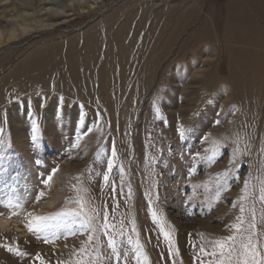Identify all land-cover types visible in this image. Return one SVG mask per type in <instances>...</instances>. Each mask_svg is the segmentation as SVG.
<instances>
[{
  "label": "rangeland",
  "instance_id": "374dc122",
  "mask_svg": "<svg viewBox=\"0 0 264 264\" xmlns=\"http://www.w3.org/2000/svg\"><path fill=\"white\" fill-rule=\"evenodd\" d=\"M84 2L0 0V264H264V0Z\"/></svg>",
  "mask_w": 264,
  "mask_h": 264
},
{
  "label": "bare ground",
  "instance_id": "6f19581e",
  "mask_svg": "<svg viewBox=\"0 0 264 264\" xmlns=\"http://www.w3.org/2000/svg\"><path fill=\"white\" fill-rule=\"evenodd\" d=\"M74 1H78L79 2V4L80 3H83L84 2V0H74ZM83 6H86V7H89L90 5H89V2L88 1H86V2H84V4H83ZM82 6V7H83ZM85 9V8H84ZM49 18V19H48ZM48 18L46 19V20H48L49 22H48V24H50V25H52L53 24V20H54V17H52V16H50L49 17V15H48ZM25 20V19H24ZM40 20H42V19H40ZM43 22H42V24L41 25H44V20H42ZM51 21V22H50ZM17 24H18V22H15L13 25H15L14 27H16L17 26ZM27 24V23H26ZM47 24V23H46ZM24 29H23V31L24 32H26V31H28V27H23ZM16 29L17 28H15L14 29V31L16 32ZM10 37L11 38H13V37H15V35L12 33V34H10ZM60 195H58V194H56V195H54V197H53V199H51L50 201H48L47 202V206H49V207H47L46 206V208H44V210L45 211H43L44 213H46L48 210H49V208L50 207H53V206H55V204H56V202L60 199ZM37 217H40V218H43V215H38ZM36 217V218H37ZM27 218L28 217H26V215L23 213V215L20 217V216H16L15 217V219L14 218H11V217H8V216H4V215H0V232L1 233H3V232H11L12 230H13V226H15L14 228V230H16V231H22L21 230V225L20 224H24L25 223V220H27ZM45 218V217H44ZM37 220V219H36ZM42 219H39V220H37V221H41ZM70 226V223L68 222V223H66L65 224V228H68ZM42 228V227H41ZM57 228H59V224H57V222L55 221L54 222V224H53V231H55ZM43 229V228H42ZM48 229V228H47ZM64 229V228H63ZM67 230V229H66ZM44 231V230H43ZM51 231V230H50ZM49 231V232H50ZM64 231V230H63ZM24 237H25V235H23ZM23 236H21V237H23Z\"/></svg>",
  "mask_w": 264,
  "mask_h": 264
},
{
  "label": "snow or ice",
  "instance_id": "6c2138e0",
  "mask_svg": "<svg viewBox=\"0 0 264 264\" xmlns=\"http://www.w3.org/2000/svg\"><path fill=\"white\" fill-rule=\"evenodd\" d=\"M180 134H181V135H184L183 132H181ZM114 154H115V153L113 152V155H114ZM36 219L39 220V219H41V218H40V217H37ZM106 227H107V225H106ZM30 230H31V228H30ZM110 244H111V241H110Z\"/></svg>",
  "mask_w": 264,
  "mask_h": 264
}]
</instances>
